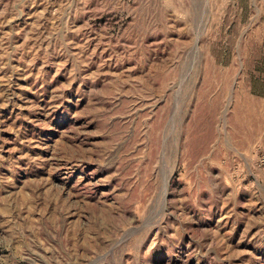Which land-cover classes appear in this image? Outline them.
<instances>
[{
	"label": "rangeland",
	"instance_id": "rangeland-1",
	"mask_svg": "<svg viewBox=\"0 0 264 264\" xmlns=\"http://www.w3.org/2000/svg\"><path fill=\"white\" fill-rule=\"evenodd\" d=\"M0 264H264V0H0Z\"/></svg>",
	"mask_w": 264,
	"mask_h": 264
}]
</instances>
